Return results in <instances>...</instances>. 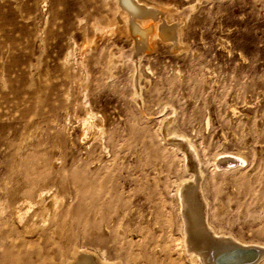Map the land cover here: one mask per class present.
Returning <instances> with one entry per match:
<instances>
[{"label":"rangeland","instance_id":"rangeland-1","mask_svg":"<svg viewBox=\"0 0 264 264\" xmlns=\"http://www.w3.org/2000/svg\"><path fill=\"white\" fill-rule=\"evenodd\" d=\"M140 1L181 14L182 49L138 47L115 0H0V264H43L63 241L24 190L49 184L73 211L84 178L104 224L89 234L107 237L85 247L160 262L165 240L181 264L176 191L192 174L170 137L196 152L215 230L264 244V0ZM227 154L245 161L218 167Z\"/></svg>","mask_w":264,"mask_h":264},{"label":"bare ground","instance_id":"bare-ground-1","mask_svg":"<svg viewBox=\"0 0 264 264\" xmlns=\"http://www.w3.org/2000/svg\"><path fill=\"white\" fill-rule=\"evenodd\" d=\"M115 1L119 9L125 13L124 19L117 14V21L126 22L127 29L138 43V47L146 51L152 49L156 40H159L163 43H171L176 50L182 49L180 28L184 19L181 14L171 13L169 10L140 0ZM164 135L167 136L166 133ZM167 140H173L177 148L184 153L185 170L192 174L189 179L180 181L176 191L183 242V249H179L176 254L180 260L183 255L184 259L181 264H263L264 244L242 242L231 234L216 231L210 224L207 219L206 204L202 198V173L197 166L195 150L183 137H170ZM244 161L245 159L240 155L227 154L220 155L216 164L218 167L222 166L223 169H231L238 167L239 163ZM40 184L39 188L25 189L22 199L23 202L39 205V215L43 222L56 221L54 229L63 240L60 248H64L66 252L64 260L59 264H121L120 261L109 260L102 249L97 251L85 247V245L104 244L107 240V237L103 235L92 237L89 234L90 230H100L104 226L102 221L92 218L101 205L99 202L101 192L94 185V180L84 178L80 181L76 193V207L73 211L65 210L64 212H58L60 208L58 197L53 193L49 195L52 187L43 182ZM67 217L74 222L72 231L66 227ZM118 229L119 226L112 227L113 232ZM76 236L81 240L80 244L73 240ZM152 240L154 246L164 254L161 260L166 261V264H175L170 257L173 249L166 250L165 240L161 244L162 248L160 241ZM148 242H151L149 238ZM130 246H132L131 243L127 244L124 249H129ZM142 247L146 245L142 243ZM60 248L57 246L51 256L44 258L43 264H54L61 257ZM242 250L247 253L243 254ZM122 257L126 264H141V261L146 264H163L162 261H156L157 257L154 254L147 255L145 249L141 255L123 253ZM19 264L28 263L20 261Z\"/></svg>","mask_w":264,"mask_h":264},{"label":"water","instance_id":"water-1","mask_svg":"<svg viewBox=\"0 0 264 264\" xmlns=\"http://www.w3.org/2000/svg\"><path fill=\"white\" fill-rule=\"evenodd\" d=\"M250 251H251V250H250ZM250 251H249V252H250ZM241 252H242L243 254L247 253L246 251H243V250H242ZM254 256H255V255H254Z\"/></svg>","mask_w":264,"mask_h":264}]
</instances>
